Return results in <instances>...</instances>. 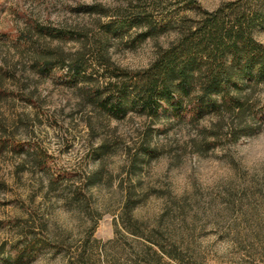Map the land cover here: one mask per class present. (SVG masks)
Here are the masks:
<instances>
[{"label": "rangeland", "instance_id": "obj_1", "mask_svg": "<svg viewBox=\"0 0 264 264\" xmlns=\"http://www.w3.org/2000/svg\"><path fill=\"white\" fill-rule=\"evenodd\" d=\"M194 1L214 12L238 0ZM185 5L0 0V139L17 146L0 152V264H264V166L244 163L264 133V116L256 123L250 115L198 123L170 113L116 118L89 100L93 83L70 82L58 62V52L72 55L84 45L96 54L105 43L115 67L143 72L179 34L140 42L144 28L122 30L121 16L148 10L178 26L184 16L198 17L180 12ZM254 38L264 45V22ZM88 72L104 82L96 65ZM250 100L264 106V84ZM207 158L229 167L230 178L203 184L199 166ZM26 237L50 247L16 262Z\"/></svg>", "mask_w": 264, "mask_h": 264}, {"label": "trees", "instance_id": "obj_2", "mask_svg": "<svg viewBox=\"0 0 264 264\" xmlns=\"http://www.w3.org/2000/svg\"><path fill=\"white\" fill-rule=\"evenodd\" d=\"M185 6L180 12H195L198 17L193 20L184 16L178 26L169 17L156 21L153 11L148 10L135 17L121 16L118 24L122 30L144 28L140 42L170 30L179 34L143 72L129 73L115 67L106 55L105 43L96 45V54H89L84 45L72 55L58 52V62L67 66L70 82L93 83L89 100L116 118L134 111L158 120L170 113L179 121L198 123L211 116L240 120L250 115L256 123L264 116V106L255 108L250 99L253 91L264 84V45L254 38V32L264 22V0H238L214 12L203 11L194 0H186ZM110 28L107 25L106 33ZM89 55L92 62L88 61ZM95 65L106 74L101 76L104 82L95 77L99 73L88 72ZM234 138L240 137L234 133ZM7 148L16 150L17 146L0 139V152ZM31 152L45 165L38 150ZM126 208L130 209L129 202ZM47 247L49 243L26 237L16 251L15 261L34 260ZM166 254L176 259L173 253Z\"/></svg>", "mask_w": 264, "mask_h": 264}, {"label": "clouds", "instance_id": "obj_3", "mask_svg": "<svg viewBox=\"0 0 264 264\" xmlns=\"http://www.w3.org/2000/svg\"><path fill=\"white\" fill-rule=\"evenodd\" d=\"M259 145V146H258ZM247 167L264 166V133H260L251 145L248 146L247 156L244 161ZM200 180L205 185H212L222 179H228L232 175L231 169L222 161L213 158L203 159L199 166ZM188 170H185L187 173ZM186 174L179 177L181 183L186 180Z\"/></svg>", "mask_w": 264, "mask_h": 264}]
</instances>
